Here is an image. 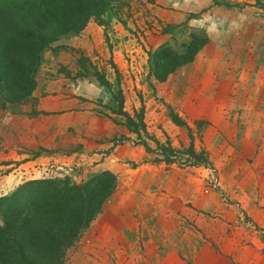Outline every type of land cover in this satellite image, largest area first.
I'll return each mask as SVG.
<instances>
[{"label": "rangeland", "instance_id": "obj_1", "mask_svg": "<svg viewBox=\"0 0 264 264\" xmlns=\"http://www.w3.org/2000/svg\"><path fill=\"white\" fill-rule=\"evenodd\" d=\"M121 111L186 147L173 111L212 169L113 146ZM102 171L115 190L63 264H264V0H123L48 46L31 97L0 111V197Z\"/></svg>", "mask_w": 264, "mask_h": 264}, {"label": "trees", "instance_id": "obj_2", "mask_svg": "<svg viewBox=\"0 0 264 264\" xmlns=\"http://www.w3.org/2000/svg\"><path fill=\"white\" fill-rule=\"evenodd\" d=\"M122 3L0 0V111L7 104L28 101L42 54L51 43L64 34L77 33L92 15H102ZM119 115L125 133L111 139L113 146L139 145L144 160L151 164L212 169L207 152L194 147L191 128L173 111L169 112L171 122L188 134L186 147L175 148L168 137L162 142L149 134L141 115L130 116L124 111ZM115 186L116 178L109 171L90 174L78 182L63 176L16 186L0 197V264H63Z\"/></svg>", "mask_w": 264, "mask_h": 264}, {"label": "crops", "instance_id": "obj_3", "mask_svg": "<svg viewBox=\"0 0 264 264\" xmlns=\"http://www.w3.org/2000/svg\"><path fill=\"white\" fill-rule=\"evenodd\" d=\"M54 63H55V61H43V64L41 66V70L44 71V72L45 71H50L53 68V66L56 65ZM40 74H43V73L40 71ZM39 80L40 81L42 80L41 77L39 78ZM40 81H38L39 82L38 86H42L43 85V82H45L43 80H42L43 82H40Z\"/></svg>", "mask_w": 264, "mask_h": 264}]
</instances>
